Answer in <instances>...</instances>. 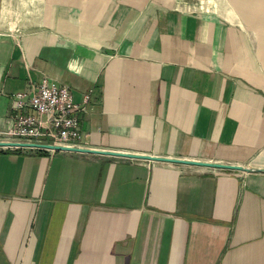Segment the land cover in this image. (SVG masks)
Segmentation results:
<instances>
[{
  "label": "crops",
  "instance_id": "crops-1",
  "mask_svg": "<svg viewBox=\"0 0 264 264\" xmlns=\"http://www.w3.org/2000/svg\"><path fill=\"white\" fill-rule=\"evenodd\" d=\"M260 1L0 8V128L49 76L82 147L264 168ZM0 264H264V172L0 146Z\"/></svg>",
  "mask_w": 264,
  "mask_h": 264
},
{
  "label": "built area",
  "instance_id": "built-area-1",
  "mask_svg": "<svg viewBox=\"0 0 264 264\" xmlns=\"http://www.w3.org/2000/svg\"><path fill=\"white\" fill-rule=\"evenodd\" d=\"M89 99L87 93L83 103H77L69 85L45 76L32 90L15 93L14 123L0 128V140L80 146L81 119Z\"/></svg>",
  "mask_w": 264,
  "mask_h": 264
},
{
  "label": "water",
  "instance_id": "water-1",
  "mask_svg": "<svg viewBox=\"0 0 264 264\" xmlns=\"http://www.w3.org/2000/svg\"><path fill=\"white\" fill-rule=\"evenodd\" d=\"M0 146L37 147V148H45V149H53V150L110 154V155H115V156L134 157V158L168 161V162H175V163L194 164V165L210 166V167H217V168H224V169L240 170V171H246V172H264L263 167L246 166L243 164L212 162V161H205V160L170 157V156H159V155H152V154H135L131 152L102 150V149H97V148H86L82 146H61V145H55V144H50V143L8 141V140H0Z\"/></svg>",
  "mask_w": 264,
  "mask_h": 264
},
{
  "label": "rangeland",
  "instance_id": "rangeland-1",
  "mask_svg": "<svg viewBox=\"0 0 264 264\" xmlns=\"http://www.w3.org/2000/svg\"><path fill=\"white\" fill-rule=\"evenodd\" d=\"M32 1L35 0H0V8L4 9L5 7H12L16 12L20 13L21 15L23 12H26V10L29 12L33 9V7L30 5ZM246 1V0H245ZM261 2L260 0H257ZM28 5H25L27 4ZM188 4H192L194 6H198L199 8H208L210 10L215 11H224L225 9H233V8H240L241 6L238 5V0H187ZM237 4V5H236ZM259 4V3H254ZM31 7V8H30ZM35 7V6H34ZM260 8H256L258 10ZM4 14V13H3ZM16 18L14 17V20ZM1 22H4V19L2 17ZM20 22V21H18Z\"/></svg>",
  "mask_w": 264,
  "mask_h": 264
}]
</instances>
